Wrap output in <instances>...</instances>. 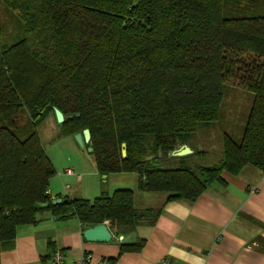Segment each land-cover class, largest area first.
<instances>
[{"label":"trees","instance_id":"trees-1","mask_svg":"<svg viewBox=\"0 0 264 264\" xmlns=\"http://www.w3.org/2000/svg\"><path fill=\"white\" fill-rule=\"evenodd\" d=\"M0 3L19 26L12 42L0 38V252L45 211L83 230L106 222L116 236L154 226L161 213L136 207L128 188L51 204L55 171L37 127L54 108L74 116L64 130L89 129L100 174L134 173L165 202H194L225 183L223 172L264 173V0ZM230 77L253 95L233 132L219 125ZM184 145L192 152L173 154ZM143 244L121 242L120 255Z\"/></svg>","mask_w":264,"mask_h":264},{"label":"crops","instance_id":"crops-1","mask_svg":"<svg viewBox=\"0 0 264 264\" xmlns=\"http://www.w3.org/2000/svg\"><path fill=\"white\" fill-rule=\"evenodd\" d=\"M129 174L135 206L162 207L154 226H139L123 235L124 241L108 227L109 241H86L75 217L45 211L37 222L17 227L13 247L0 252V264H49L56 249L63 251L66 264L85 252L91 255L87 264H162L166 259L168 264H264L263 172L250 166L236 176L223 172L225 183L213 184L194 202H165V193L140 190L136 174ZM137 239L144 240L140 250L120 255L121 242Z\"/></svg>","mask_w":264,"mask_h":264},{"label":"rangeland","instance_id":"rangeland-1","mask_svg":"<svg viewBox=\"0 0 264 264\" xmlns=\"http://www.w3.org/2000/svg\"><path fill=\"white\" fill-rule=\"evenodd\" d=\"M18 27V22L12 13L0 3V38L2 41L12 42L16 37ZM252 96V93L238 85L234 77L226 79L219 112L221 129L233 132L232 127L243 125ZM61 124L50 113L37 127L41 145L55 171L48 182L47 189L50 194H62L71 198L81 197L92 201L103 190L113 192L118 188L130 189L131 175L129 173L112 172L106 176L100 174L94 155L88 152L86 147H80L74 138L75 134L64 130ZM66 168H73L80 175V179L73 175L64 176L63 171ZM66 185H68L67 189Z\"/></svg>","mask_w":264,"mask_h":264},{"label":"water","instance_id":"water-1","mask_svg":"<svg viewBox=\"0 0 264 264\" xmlns=\"http://www.w3.org/2000/svg\"><path fill=\"white\" fill-rule=\"evenodd\" d=\"M54 115H55L56 120L60 123L64 121L65 119H71L74 117L73 115H69L65 117L58 108H54ZM75 117H79V115L76 114ZM90 137H91V134L88 128H85L81 132H77L74 135L76 142L82 148L86 147L90 143ZM125 147L126 145L122 144V154L123 155H125V152H126ZM87 150L88 152H92V148L90 146L87 147ZM191 152H192L191 148L187 145H184L178 150L174 151L173 154L174 155H185ZM62 201H66V200L62 198H54L51 201V204L56 205V204L61 203ZM47 206H48L47 203H36L35 204L36 209L45 208ZM82 235L86 241L106 242L112 238V234L108 226L105 223H100V224L84 229Z\"/></svg>","mask_w":264,"mask_h":264},{"label":"built area","instance_id":"built-area-1","mask_svg":"<svg viewBox=\"0 0 264 264\" xmlns=\"http://www.w3.org/2000/svg\"><path fill=\"white\" fill-rule=\"evenodd\" d=\"M65 174L67 175H73L75 176L77 179H80V175L77 174L75 172V170L73 168H66L63 171ZM68 187V185H66V188ZM106 224V222H105ZM118 240L119 241H124V236L123 235H119L118 236ZM91 255L88 252H85L82 257L80 259H77L76 261H74L73 264H87L88 260L90 259ZM49 264H66L65 263V256L62 250L60 249H56L52 252L50 259H49ZM162 264H168L167 259L162 261Z\"/></svg>","mask_w":264,"mask_h":264}]
</instances>
